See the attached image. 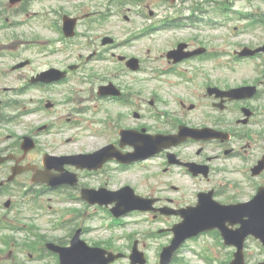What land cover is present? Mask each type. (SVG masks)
<instances>
[{
  "label": "rangeland",
  "instance_id": "374dc122",
  "mask_svg": "<svg viewBox=\"0 0 264 264\" xmlns=\"http://www.w3.org/2000/svg\"><path fill=\"white\" fill-rule=\"evenodd\" d=\"M37 1L38 0L34 1V3H37ZM42 1L46 4V8H50L55 14H57L60 11L61 12L66 11L69 13L71 11L72 13H76V14H82V13H86L89 11H102L107 6L106 5L107 0H74L73 2H68L66 0H42ZM219 1L223 2L224 0H219ZM196 2L197 0H187V1L178 0L176 2L175 8H177L178 11L180 12L183 10H187L189 7H191ZM230 2L233 3L232 6L234 5V7H236L239 10L245 8L246 2L244 0H230ZM262 2L263 0H259V2H255V4L262 5ZM117 8L118 7L116 5L110 7L111 10H115V11L117 10ZM165 12H166L165 9L160 8V15L165 16L166 15ZM231 15L235 16V13L234 12H229V14L227 13V16L231 17ZM209 17H210V14H207V18ZM114 20H118V17L115 16ZM140 21L141 19L135 18L134 22L136 24V27L139 25ZM218 21L222 24V27L220 30L213 31L214 34L213 33L211 34L201 33L203 36L198 34V37L205 40V44H208L211 47H216L218 50L232 51L236 44L237 38H234L233 35L229 34L230 30L228 29L226 25L228 24V22H230V20L229 19L225 20L224 17L222 16V18L218 19ZM233 23L240 24V22H237L235 18L233 20ZM43 27L46 28V26H43ZM102 31H104V29H102ZM173 32L175 36H172L171 33H168L167 31L165 32L157 31L153 33L154 39L152 41H149V44L147 46H150L152 47L153 50L157 51V49L162 48L163 44H170L172 43V40L175 41L180 38L189 39L193 36V33H194L191 30H184V31H178V32L173 31ZM4 43H7V42H4ZM140 48L141 47H138L137 49H140ZM153 54L155 55V52H153ZM228 58H231V57H226L222 59H228ZM113 67H114L113 64L108 62L102 66L97 67L98 73L111 75L114 72ZM206 69L209 70V72L211 73L213 72L217 73V71H213L215 70V68L213 67H207ZM146 77L151 79L149 75H146ZM129 79L130 78L127 77L125 80H129ZM222 79L224 81L227 80L229 83L233 84L236 81V74L234 72H226V70H222ZM224 81L222 82L223 84H224ZM130 83L133 85L135 89H140L144 92V94L146 93L148 95L150 94L151 91H154L152 87L155 84H158L159 82L158 81H146L140 84L133 83V82H130ZM74 86L77 88L83 87L84 91H87V89H91L94 86V84L85 82L82 85L75 84ZM161 91H168V90L162 89ZM84 93L87 94V92H84ZM56 97L59 98L60 96L57 95ZM111 108L116 111L119 110L117 106L111 107ZM89 116H93V115L90 114ZM98 116L103 117V114L100 113ZM93 138H96V137H93ZM95 141L94 142H82L81 141L73 145V148H77L80 150L92 149L94 146L99 145L101 143V139H98L96 142ZM240 165H242V163L239 162L237 159H229L224 162V166H226L228 169H231L233 171V173L226 174V177L229 179L234 178L235 184H237L240 187V189H234L230 193L234 194V196H237V198L240 200H246L247 197L249 196L248 193H250L251 191L250 184H252V182L248 183V180L246 179L247 172L245 171L244 168L239 167ZM118 181L123 182L124 180L119 178ZM253 196L254 194H252L250 198ZM43 200L45 204V209L51 210L50 203L48 202L50 201L48 200V196H45ZM53 205L59 209L68 208V206H66L67 204H63L61 201L60 203H57L55 200ZM41 208H44V207H41ZM21 211L19 212V221H22L25 223L34 222L38 224V226L40 227V231L42 233H46L51 236H60L65 233L64 230H61L55 227L54 223H55V220H57L58 218L57 213H53V212L42 213V212H39V210H29L28 208L22 209ZM68 217H71V215H69ZM137 219H139L138 221L140 222L134 223V221ZM143 219L145 218H139V217L138 218H127L122 221L123 225L109 227L108 229L104 228L102 230H99L97 228V226L100 224L99 216L88 219L87 224L95 229L93 233L90 234V238L92 237L94 241L102 242L103 241L101 240L102 238L107 239V238L113 237L117 245H120L126 248L128 241L121 237H124L125 235L130 234V233H134L135 238L141 239L142 242L145 244V246H147L148 251L151 255L150 264H157L156 255L158 252L159 242H165L169 237L168 235H165L159 238H150V237L145 236L146 233H148L149 231L155 230L159 226L164 225V223L160 221H155L151 224L149 222L143 221ZM106 221H110V219H106ZM76 222H83V220L81 218L78 221L69 222V223L73 224ZM17 236L20 239L19 242H22L24 240V237L27 236V232L19 230L17 233ZM196 241L197 242L190 244V246H188L186 250L182 253V257L184 259L183 262H181L182 264H205L204 261L202 260L203 257L201 255H207L211 253L219 257L220 251H222V260H224L223 258L226 257V254L229 251V249L223 248V246L221 248V246L217 245L214 236H209V237L204 236V237L199 238ZM209 245H211L210 248L205 247ZM0 248L1 249L5 248V246L3 245L1 241H0ZM191 248H194L197 251H190ZM5 249L6 251L4 252L3 257L7 260V262L3 264H18L19 262L25 261V258L27 256L26 254L30 252L29 250H22L19 248L18 251L20 253L18 257L15 258L14 260H10V257H8L9 250L7 248ZM247 253L249 256H251V258H253L251 259L252 262L261 258V251H260L259 246L252 241L248 243ZM195 255L200 256L202 258L200 259L196 258L194 257ZM46 263H54V261L49 260V259L47 260L41 259L36 262V264H46Z\"/></svg>",
  "mask_w": 264,
  "mask_h": 264
},
{
  "label": "flooded vegetation",
  "instance_id": "af4514ba",
  "mask_svg": "<svg viewBox=\"0 0 264 264\" xmlns=\"http://www.w3.org/2000/svg\"><path fill=\"white\" fill-rule=\"evenodd\" d=\"M222 88V83L220 84ZM113 100V98H110ZM218 100H216L213 96L204 95L198 99L197 106L192 105V107H186V104L183 99H176L175 101V115L178 117H168L166 118V114L162 116L165 118L159 124L157 122V129L155 130L156 133H171L175 132L179 129L180 126L185 125L189 127H211L217 130L222 131V129H226V115L222 114V103L219 107L216 106ZM222 102V98L219 99ZM201 109L202 114L198 118V121L195 123L194 120L190 118L189 111L195 109ZM253 109V108H252ZM188 110V112H187ZM253 113L256 114L257 110L254 108ZM143 117L140 115L137 118ZM136 118V117H135ZM127 120H130L127 118ZM127 126H130L127 125ZM132 127V126H131ZM130 128V127H129ZM138 130L146 129L148 130L147 125H141L137 128ZM198 144L199 150H195L194 153L193 149L190 148L189 151L186 152L188 148L187 145L190 144ZM222 139L220 140H210V141H195V140H188L187 143L179 145L176 147L175 152L178 155L179 159H182L185 163L196 161L200 164H207L210 168L211 175L215 174V169L213 168L214 162L222 158ZM213 154V155H211ZM177 168V167H176ZM164 192V189L161 188L159 193Z\"/></svg>",
  "mask_w": 264,
  "mask_h": 264
},
{
  "label": "water",
  "instance_id": "95a60500",
  "mask_svg": "<svg viewBox=\"0 0 264 264\" xmlns=\"http://www.w3.org/2000/svg\"><path fill=\"white\" fill-rule=\"evenodd\" d=\"M261 191L262 192L259 193V195L255 199V201H253L252 203L246 204L245 206H239L238 208H236L238 215H237V213L232 214L233 216L236 217V220H241V216L240 217H237V216H239V214L241 213L240 210H242L243 207L246 208L245 215L250 216L254 220H264V190H261ZM242 223H243V226H242L241 230H239L236 233V234H240V235L242 234L241 235L242 239L246 235H248L249 233L255 232L256 235L260 236L264 240V229H262L260 227H250L249 223L246 221L245 222L242 221ZM212 226H214V225H212ZM221 228H222V232L225 234L227 232V228L224 225H222ZM234 238H235V236L232 238H228V240L230 242H232Z\"/></svg>",
  "mask_w": 264,
  "mask_h": 264
}]
</instances>
